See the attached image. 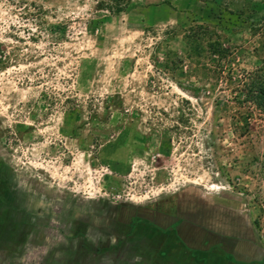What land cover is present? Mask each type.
Returning a JSON list of instances; mask_svg holds the SVG:
<instances>
[{
	"label": "rangeland",
	"instance_id": "obj_1",
	"mask_svg": "<svg viewBox=\"0 0 264 264\" xmlns=\"http://www.w3.org/2000/svg\"><path fill=\"white\" fill-rule=\"evenodd\" d=\"M114 4L0 0V251L264 264V114L239 103L264 0Z\"/></svg>",
	"mask_w": 264,
	"mask_h": 264
},
{
	"label": "trees",
	"instance_id": "obj_2",
	"mask_svg": "<svg viewBox=\"0 0 264 264\" xmlns=\"http://www.w3.org/2000/svg\"><path fill=\"white\" fill-rule=\"evenodd\" d=\"M115 1L114 7L115 12H121L125 9L126 4L130 0H113ZM253 18H259L258 20V34L262 38L260 40V44H264V12H253L251 14ZM203 32L201 30H195L191 34V46L189 48L190 55L194 53L195 55H199L198 52L200 50L201 45H197L195 41H201L204 39L206 34L202 35ZM193 38V39H192ZM195 39V40H194ZM206 50L210 53L216 54L219 57H225L230 52V47H224L221 43L218 42H207L205 44ZM256 48V47H255ZM257 49V48H256ZM206 50L204 52H206ZM240 91L243 94V99H239V103H248V105L253 106L259 112L264 114V57L261 60V64L257 65L253 70L247 72L245 76L241 80Z\"/></svg>",
	"mask_w": 264,
	"mask_h": 264
},
{
	"label": "crops",
	"instance_id": "obj_3",
	"mask_svg": "<svg viewBox=\"0 0 264 264\" xmlns=\"http://www.w3.org/2000/svg\"><path fill=\"white\" fill-rule=\"evenodd\" d=\"M9 253V254H7ZM11 257V260L6 259ZM13 257H16L15 259ZM0 259L3 260V262L5 263H1V264H27V258H26V254L25 252L22 254H17L16 252H13V254L11 253V250H7V249H3L0 251ZM60 259L58 258L57 261H55L53 264H63V263H59ZM50 264V263H47ZM52 264V263H51ZM69 264V263H68ZM91 264V263H88ZM102 264V263H101Z\"/></svg>",
	"mask_w": 264,
	"mask_h": 264
}]
</instances>
